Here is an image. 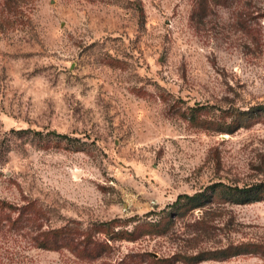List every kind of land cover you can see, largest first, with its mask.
Wrapping results in <instances>:
<instances>
[{
    "label": "rangeland",
    "instance_id": "rangeland-1",
    "mask_svg": "<svg viewBox=\"0 0 264 264\" xmlns=\"http://www.w3.org/2000/svg\"><path fill=\"white\" fill-rule=\"evenodd\" d=\"M214 2L0 0V264L264 248V200L223 193L264 179V118L220 130L264 103V0Z\"/></svg>",
    "mask_w": 264,
    "mask_h": 264
},
{
    "label": "trees",
    "instance_id": "trees-1",
    "mask_svg": "<svg viewBox=\"0 0 264 264\" xmlns=\"http://www.w3.org/2000/svg\"><path fill=\"white\" fill-rule=\"evenodd\" d=\"M222 1V2H221ZM225 0H215V4H224ZM264 118V103L259 104L256 106H250L246 110H241L236 113V115L226 124L225 128L221 131L226 132H232L235 129L239 127H247L255 122H259L260 118ZM213 191L210 192L212 194ZM226 197H228L229 201L236 204H245L253 201H260L264 200V179L256 180L253 182H250L249 184H244L240 187L233 186L230 189H227L223 192ZM198 196L200 194H194L193 196H182L188 198V201H191L192 204L191 208H197L201 207L203 204H201L198 200ZM180 197V196H178ZM178 200V199H177ZM190 204V205H191ZM57 235H59L58 231L51 232L49 246H44V244L39 245L41 248H54L59 243V240H56ZM63 239V238H59ZM89 244H91V247L87 251L88 254L91 256H97L100 251L97 250V246L95 242L88 241ZM65 243V242H63ZM65 246H68L67 244H63ZM85 246L84 248H86ZM249 247L247 245H240L238 247H227V249H223L217 252H210L207 255H202L200 253L192 254L188 257H186V263L187 264H194L199 261H203L206 259H225L227 257L241 254V253H259L264 256V248H259L261 250L255 249L251 250L248 249ZM83 250H79L77 252H81Z\"/></svg>",
    "mask_w": 264,
    "mask_h": 264
}]
</instances>
